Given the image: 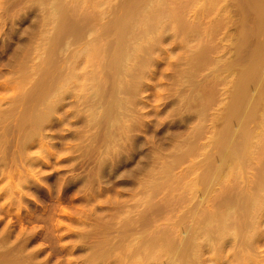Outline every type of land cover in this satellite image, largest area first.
I'll list each match as a JSON object with an SVG mask.
<instances>
[{"label": "rangeland", "instance_id": "374dc122", "mask_svg": "<svg viewBox=\"0 0 264 264\" xmlns=\"http://www.w3.org/2000/svg\"><path fill=\"white\" fill-rule=\"evenodd\" d=\"M0 264H264V0H0Z\"/></svg>", "mask_w": 264, "mask_h": 264}, {"label": "bare ground", "instance_id": "6f19581e", "mask_svg": "<svg viewBox=\"0 0 264 264\" xmlns=\"http://www.w3.org/2000/svg\"><path fill=\"white\" fill-rule=\"evenodd\" d=\"M145 1V0H144ZM163 1V0H162ZM137 2H138V0H137ZM152 2V1H151ZM155 2H157V1H155ZM145 3V2H144ZM154 3V2H153ZM164 4V3H163ZM209 4H210V2H209ZM141 5H143V3L141 4ZM131 6H133V5H131ZM130 6V7H131ZM137 6V5H136ZM156 7V6H155ZM160 7H161V4H160ZM137 9H138V7H137ZM141 9V8H140ZM149 9V8H148ZM164 9V8H163ZM130 10H131V8H130ZM139 10V9H138ZM144 11V10H143ZM137 12V11H136ZM145 12V11H144ZM156 12V11H155ZM167 13H169V12H167ZM161 14V13H160ZM171 14V13H170ZM163 16V15H162ZM172 16V15H171ZM166 17V16H165ZM167 18V17H166ZM173 18V17H172ZM126 19V18H125ZM159 19V18H158ZM169 19V18H168ZM171 20H173V19H171ZM146 21V20H145ZM156 20H154V22H155ZM143 23V22H142ZM158 25V24H157ZM147 28V27H146ZM140 32H142L141 30H140ZM261 139V138H260ZM263 140V139H262ZM235 149V148H234ZM236 151V150H235ZM195 228V227H194ZM193 230V229H192ZM197 230V229H196ZM195 233V232H194Z\"/></svg>", "mask_w": 264, "mask_h": 264}]
</instances>
